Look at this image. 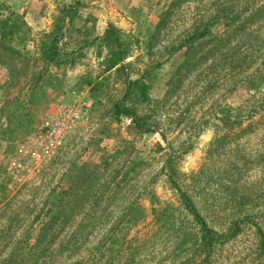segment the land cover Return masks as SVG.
<instances>
[{
  "label": "rangeland",
  "instance_id": "rangeland-1",
  "mask_svg": "<svg viewBox=\"0 0 264 264\" xmlns=\"http://www.w3.org/2000/svg\"><path fill=\"white\" fill-rule=\"evenodd\" d=\"M65 4L73 9L61 42L80 53L57 67L39 45L67 23ZM8 10L29 30L9 42L19 53L0 46V264L8 256H23L22 264H201L198 227L162 172L169 152L182 190L213 232L227 234L244 217L264 231V83H250L264 74V0H0V19ZM222 10L239 13L237 23L218 19L214 39L179 47ZM108 24L129 40L127 71L144 74L158 133L112 117L124 75L101 73L104 48L83 46ZM73 104L83 119L33 159L24 143ZM226 107H241L243 116L253 110L242 125L251 122L252 131L236 137L235 129L234 140L207 153L214 131L202 122ZM136 156L147 164L127 172ZM132 203L146 214L136 223L124 218ZM258 244L254 227L242 224L206 264H264Z\"/></svg>",
  "mask_w": 264,
  "mask_h": 264
},
{
  "label": "trees",
  "instance_id": "trees-1",
  "mask_svg": "<svg viewBox=\"0 0 264 264\" xmlns=\"http://www.w3.org/2000/svg\"><path fill=\"white\" fill-rule=\"evenodd\" d=\"M66 4L62 7V12L65 13V16L61 19L64 20L67 16V23H62L60 26H57L56 29L51 30L44 37V40L39 45V51L41 52V58L47 63H54L59 67L62 63L70 61L72 63L73 58L79 55V50H67L61 42V39L67 34V29L70 25V17L72 13L73 6L68 8ZM221 14L217 18H210L209 20L202 22L197 26L194 31L185 38L179 47L187 45L188 51H192L195 47L202 42H206L208 39H214L215 31L211 28V25H214L218 22V19H221L222 25L225 27H231L237 23L240 18V14L235 12H225L222 10ZM236 28L242 27L239 24L235 26ZM29 27L27 26L26 21L21 16L19 17L14 11L8 10V15L0 19V46L5 50H10L13 53H19L15 46L11 45L9 42L12 40H19L22 42L26 37V32H28ZM83 46H97L101 49L104 48L105 53L103 54L101 65V73H106L110 71L122 72L124 75V92L122 97L116 101L113 105L112 117L116 121H120L122 117L130 119L132 127L141 133H158L157 126L149 122V114L153 108L151 102H155L149 95V85L144 81V74L137 78H131L127 67L129 62H126V59L130 56L131 52L129 49V40L124 36L121 31L113 26L108 24V26L103 30L100 35H96L88 40H84ZM80 48V47H79ZM101 50H99V53ZM98 53V54H99ZM101 54V53H100ZM41 76L39 75L38 78ZM255 82L264 83V74H259V76L250 78V83L253 85ZM257 84V83H255ZM95 88H98L97 85ZM143 104L146 107V112L139 113V105ZM156 104H154L155 107ZM253 110H249L247 114L242 115L241 107L233 108L226 107L219 111L218 114H211L204 119L202 126L212 125L214 136L208 145V152L212 153L214 150L222 148L228 142H231L236 137L240 136L243 133H248L252 131V123L248 122L245 126H242L246 119H251L254 114ZM216 120H218L216 122ZM182 117L178 120L177 124L179 125L182 122ZM241 128L239 134L234 137L233 130ZM233 136V137H231ZM160 137H164V133L160 132ZM233 138V139H232ZM189 147V146H188ZM186 149L183 151L185 152ZM175 154L169 152L167 154L166 165L163 167L162 172H166L167 181L170 186L177 192L178 197L183 205L184 210L192 218L199 230V239L200 247L204 253V259L201 264H206L211 255L214 245L222 244L230 239L234 238L240 231L242 224H250L254 227L255 232L259 238V250L261 253H264V231L260 226H258L252 219L244 217L238 221H235L231 227L228 228L229 233L217 234L213 232L205 219L196 209L195 204L191 198L182 190L181 182L179 181V176L176 174V171L172 167V159ZM147 164V160L136 156L129 161L127 172L134 173L136 170L142 168ZM168 166V170L165 171ZM165 215V208H162L158 213H163ZM124 216L126 222L136 223L137 219H142L146 216L144 214V209L139 206V204H131L128 208V211ZM157 214V213H156ZM46 215L50 220H55L58 216V212L49 213ZM158 215V214H157ZM47 225L44 224L40 228V233L44 232L47 229ZM20 261V262H19ZM25 259H20V256H8L1 264H22Z\"/></svg>",
  "mask_w": 264,
  "mask_h": 264
},
{
  "label": "built area",
  "instance_id": "built-area-1",
  "mask_svg": "<svg viewBox=\"0 0 264 264\" xmlns=\"http://www.w3.org/2000/svg\"><path fill=\"white\" fill-rule=\"evenodd\" d=\"M81 105V104H80ZM84 114L81 110H77L75 105L64 107L60 114L55 118H51L42 124L38 133L29 138L23 145V147H31L30 154L33 159L41 157L43 152H50L61 145L62 139L66 133H68L78 121L82 120ZM32 142H37L39 148H42L40 152L33 151V146L30 145ZM21 158H19L20 160ZM20 169H23L18 165ZM10 169H13L10 167Z\"/></svg>",
  "mask_w": 264,
  "mask_h": 264
}]
</instances>
